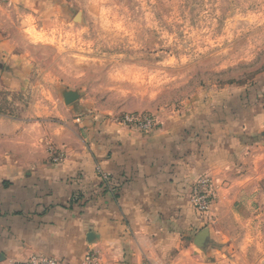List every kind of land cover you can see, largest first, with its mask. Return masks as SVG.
I'll use <instances>...</instances> for the list:
<instances>
[{"label":"rangeland","instance_id":"374dc122","mask_svg":"<svg viewBox=\"0 0 264 264\" xmlns=\"http://www.w3.org/2000/svg\"><path fill=\"white\" fill-rule=\"evenodd\" d=\"M57 2L43 10L0 3V165H27L42 152L60 158L64 145L79 144L81 119L121 126L125 117L148 119L156 130L230 90L248 91L252 99L260 92L264 0ZM66 92L77 100L66 105ZM258 138L245 176L256 163L264 199V136ZM240 214L207 223L206 247L217 253L192 246L169 252L164 264L264 258V216L252 219L246 208Z\"/></svg>","mask_w":264,"mask_h":264},{"label":"crops","instance_id":"0c3cea01","mask_svg":"<svg viewBox=\"0 0 264 264\" xmlns=\"http://www.w3.org/2000/svg\"><path fill=\"white\" fill-rule=\"evenodd\" d=\"M0 3L58 8L57 0ZM257 86L253 99L248 91L230 90L150 133L81 119L79 144L64 145L60 158L42 152L40 160L27 165L1 163L0 264L32 258L61 264H164L169 252L195 246L204 229L209 241L207 223L245 217L243 208L252 219H261L264 199L256 163V172L245 176L246 155L264 136L263 76ZM202 178L210 179L217 193V203L205 214L191 203ZM254 247L262 250L259 242ZM206 253H217L216 248ZM256 261L262 264L264 258Z\"/></svg>","mask_w":264,"mask_h":264},{"label":"built area","instance_id":"2783aa9c","mask_svg":"<svg viewBox=\"0 0 264 264\" xmlns=\"http://www.w3.org/2000/svg\"><path fill=\"white\" fill-rule=\"evenodd\" d=\"M122 125L129 127L132 126L134 130L138 132H149L153 131V124L151 120L145 119L144 121H139L138 119L125 117L122 120ZM105 180H107V175H102ZM215 197L214 188L212 181L208 178L200 179L196 185L193 187L191 194V203L196 211L200 214H205L208 212L211 202ZM7 264H61L57 259L53 258H43V259H29L22 262H9Z\"/></svg>","mask_w":264,"mask_h":264},{"label":"water","instance_id":"95a60500","mask_svg":"<svg viewBox=\"0 0 264 264\" xmlns=\"http://www.w3.org/2000/svg\"><path fill=\"white\" fill-rule=\"evenodd\" d=\"M78 96L73 92H66L63 94V100L66 105H70L71 103L77 100ZM208 230H202L194 240V245L200 248H205L208 243ZM91 239V235L88 236V240Z\"/></svg>","mask_w":264,"mask_h":264}]
</instances>
